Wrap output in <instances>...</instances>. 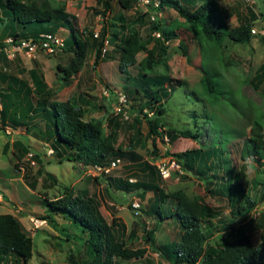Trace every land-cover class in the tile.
<instances>
[{"label":"rangeland","instance_id":"obj_1","mask_svg":"<svg viewBox=\"0 0 264 264\" xmlns=\"http://www.w3.org/2000/svg\"><path fill=\"white\" fill-rule=\"evenodd\" d=\"M47 1L53 9L65 5V10L70 14L75 30L88 42H91L93 37L100 36L102 25L108 31L107 37L117 30L128 32L131 27L139 31L143 40L149 34L160 36L152 28L154 20L152 14L155 15V12L152 11L151 4H140L136 1L132 7L126 8L119 3V0H111V12L102 15L101 10L104 7L101 3L97 4L95 0ZM217 1L224 9L236 7L242 14L248 11L250 4L253 5V9L262 10L264 8V0H253L250 3L245 0ZM156 15L163 26L169 25L174 18L182 19L174 8L160 11ZM227 24L229 26L237 24L234 13L227 18ZM122 26L128 27L124 29ZM177 31L179 32L178 37H173L165 42L166 54L164 58L169 65V77L173 78L174 83L179 81L184 87L178 85L174 89L171 99L165 104L167 114L164 120L167 127L192 130L196 129L193 124L195 121L201 123L204 120L202 133L198 141L181 136L176 139L177 141L172 142H168L165 137L163 140L156 139V156L151 152L153 149L151 140L144 145L136 146L134 151L142 155L144 159H151V162L156 165L161 159H169L171 152L197 148L200 145L221 147L220 157L214 158V160L221 159L219 165L220 168H223L220 169L221 175L225 173L226 168H235L241 174L242 181L246 183L249 193L258 202L252 212L250 211L247 215L236 212L229 203L228 197L215 196L207 192L204 179L209 176L210 171H208V175L202 173L201 175L178 163V166L172 167V172L168 177L162 176L156 180V183L163 193H170L179 189L190 197H196L198 200L206 202L221 212L222 219L224 217L225 221L233 220L236 226L245 224L246 219L256 218L247 232L252 241L258 243L262 229L257 221H259L258 216L262 212L264 213V202L260 192L264 190V186L261 182L258 187L252 188L251 181L257 174L263 178L264 164H257L250 159L243 160L240 157L243 141L235 138H233L234 141L229 140L225 130L230 126L240 131L244 130L252 121L254 112L264 111V80L258 82L253 79L256 70L258 71L259 66L264 63V37L262 34L254 33L248 43L239 44L230 40L225 41L227 46L218 55L220 60L214 61V64L221 74L223 86L227 89L225 96H227L225 100L214 99L213 102H210L208 99L197 101L195 98L193 100L192 97L185 96L187 90L190 92L197 89V81L201 74L197 67L202 63V51L199 49L194 53L192 52L193 64H190L183 55L179 39L182 38L188 45L192 44L194 39L191 33L183 27H179ZM56 33L57 36L66 40L71 30L62 26ZM4 34L3 27L0 26V41H4L9 36ZM157 36L156 38H158ZM159 39L162 41L161 38ZM154 43L156 41L152 40L148 44L151 46ZM115 45L116 43L104 42L98 63H96L95 58V47L89 45L85 63L76 73L71 75L70 84L64 85L58 78L63 75V71H60L57 65H68L72 61V51L62 48L53 53H48L45 49L38 48L34 55L29 56L24 52H18V50L13 52L12 50L11 53L14 54L7 56L11 58V61L4 66L10 77L4 80L0 78V93L12 92L13 86V88L19 89L20 97H22L24 89L32 87L30 70L36 68L43 75L47 85L55 91L53 96L55 99H66L68 96L78 93L90 97L91 101L86 105L85 119L99 117L103 123L104 132L109 131L113 124L112 120L113 122H120L118 143L127 150L130 146L129 136L131 133L137 129L141 138H144L148 129L146 117L140 113L139 108L144 101L142 99L144 87L138 83V79L136 82L139 71L137 64L129 67L130 75L135 80L133 78L128 79L127 75L119 70L120 58ZM144 54L145 51H141L136 55L138 61L142 59ZM161 69L162 67L159 66L158 72ZM135 85L140 86L141 91L139 93L134 92ZM9 94L10 96L6 100L8 103L13 101V105L9 111V116L5 119L2 115L3 102L0 96V213H13L15 218L21 222L24 233L31 238L33 253L28 264H69L72 257L82 261H88L91 258L92 253L88 249L86 235L80 233L74 224L69 223L67 219L56 217L55 221L58 223L56 226L45 219L47 208L44 199L46 197L49 199L61 197L64 190L69 187L74 191H86L88 195H93L97 199L100 212L107 222L111 223L112 218L117 217L125 223L124 240L126 246L131 248L145 247V254L141 258L123 259L116 257V264H174L162 259L155 247L159 243L179 239L181 227L175 216L160 219L155 213L150 212L149 198H154L152 190H147L143 198L137 191L128 193L124 190H115L107 184L109 178L119 176L134 181L146 175L148 170L143 171L138 163L131 162L119 150L110 155L112 158L120 156L121 161L117 168L101 176L94 175L91 170L89 172L88 167L64 156L60 162L48 145L50 143L46 140L43 122L35 119L36 121L29 123L30 129H28L24 125L25 117H22V110L20 109L23 102L12 93ZM122 94H124L125 108L118 109L122 101ZM230 97L236 100L240 108L242 107L245 116H242L238 109L231 105ZM15 104H17V113L14 112ZM143 111H147V109L144 108ZM192 111L196 115L198 113L195 121V114ZM123 112H126L129 118L126 119ZM147 112L150 113L151 111ZM204 112L213 118L209 120ZM10 116H16L19 124L12 125L9 122ZM134 118L139 119V122L135 128L128 127L127 123L133 122ZM210 125L213 129L210 128ZM248 130L247 128L246 131ZM20 142L27 147V152L20 148L18 144ZM152 156L155 158L154 160L151 158ZM209 187H213V184H210ZM135 201L138 202V207L133 205ZM166 212L168 211L166 210ZM261 218V222H264V216ZM226 230H221V232L216 230L208 243L214 244L217 242L216 240H220V236L224 237ZM147 231H150L152 241L145 238ZM7 262L15 264L14 256L9 257Z\"/></svg>","mask_w":264,"mask_h":264},{"label":"trees","instance_id":"obj_2","mask_svg":"<svg viewBox=\"0 0 264 264\" xmlns=\"http://www.w3.org/2000/svg\"><path fill=\"white\" fill-rule=\"evenodd\" d=\"M95 2L103 5L102 15L111 12V0H95ZM135 2L136 0H119V3L126 8L132 7ZM158 4V6L151 4L152 11L158 13L174 8L182 17L181 20L174 18L169 25L163 26L155 15L152 28L160 34L159 37L156 34L158 38L155 34H149L143 40L139 31L133 27L129 28L128 32L117 30L107 37L108 31L102 25L100 36L93 37V40L88 42L75 30L71 16L65 10V5L53 9L47 0H0V26L3 27L4 35L8 34L13 37L12 43H16L22 38L37 37L42 32L56 34L62 26L71 30L68 38L63 40L61 49L72 51V61L68 65H57L59 70L63 71V75L58 77L63 85L70 84L71 75L85 63L89 45L95 47V58L98 63L104 42L116 43V51L120 58L119 70L126 74L128 79L135 80L130 75L129 67L138 65L136 82L138 79V83L144 87V91H142L144 101L139 108L140 113L146 117L148 129L144 138H141L139 131L135 129L129 136L130 146L127 150L118 143L120 122L112 120L113 124L109 131L104 132L103 123L99 117L85 119L86 105L91 101L90 97L78 93L70 95L66 99H55L53 97L55 91L47 85L43 75L36 68L30 70L32 87L24 89L22 97H20L19 89L13 88V86L12 92L9 93L17 96L23 102L20 109L22 117H25L24 125L28 129H30L29 123L35 119L43 122L46 140L50 143L48 145L60 162L64 156L84 167L95 163L108 165L110 161L120 157L119 155L110 157L111 154L116 153V150H119L131 162L138 163L143 171L148 170L146 175L134 181L119 176L109 178L107 184L115 190H124L128 193L137 191L143 198L147 190H152L154 198H149L150 212L155 213L160 219L175 216L181 227V234L179 239L159 243L155 247L162 259L174 264H264V222H261V217L264 216L263 212L260 213L259 221H257L262 229L261 241L254 243L247 230L256 218L246 219L245 224L236 226L231 221L225 222L221 212L214 207L196 197H190L182 190L176 189L170 193H163L156 183V180L162 177L159 168L151 162V159H144L142 155L134 151L136 146L144 145L151 140L153 144L151 152L156 156V139L163 140L164 136H167L169 142H172L181 136L198 141L204 126V120L201 123L195 121L198 113L196 115L194 111L192 112L195 114L193 123L196 127L195 130L166 126L164 119L167 107L165 104L171 99L174 89L178 85L184 86L179 81L174 83L173 78L168 75L169 65L164 58L166 54L165 42L173 37H178L177 29L183 27L191 33L194 39L190 45L186 44L182 38L179 39L185 59L193 64L192 52L199 49L202 51V63L197 67L201 72L196 85L197 89L190 92L187 90L185 96L192 97L193 100L195 98L197 101L200 99H208L210 102H213L214 99L225 100L227 89L223 86L221 74L214 61L220 60L218 55L226 48V40L244 44L252 39L251 29L257 22L258 14L264 16V8L257 10L250 5L248 11L242 14L236 7L224 9L217 0H158ZM233 13L236 15L237 24L229 26L227 18ZM122 27L126 29L128 26ZM152 40H155L156 43L149 46L148 43ZM7 44L8 42L0 41V47ZM141 51H145V54L138 61L136 55ZM0 58V78L4 80L10 77L4 66L11 61V58L7 57L4 51L0 52ZM159 66L162 67L160 72H158ZM253 79L258 82L264 80V63L259 66L258 71L256 70ZM140 89V86L135 85L134 92L139 93ZM9 93H0L4 119L9 116L13 105V101L8 103L6 100L10 96ZM230 103L238 109L242 116H245V112L236 100L230 97ZM14 107V112L17 113V104ZM123 107L125 108V106ZM144 108L151 111V114L143 111ZM254 113L252 121L244 130L240 131L230 126L226 128L225 132L229 140L234 141L233 138H235L243 141L240 150V157L243 160L250 159L257 164H264V111ZM204 114L209 120L213 118L207 112ZM137 118H134V123H127V126L135 128L139 122ZM9 122L14 126L19 124L16 116H10ZM210 128L213 129L212 125ZM247 128L248 131H246ZM18 144L24 152H27L26 146L21 142ZM221 153V147L212 145L207 147L200 145L197 148L171 152L178 163L189 170L198 172V174H207L208 171L219 168L221 159L213 160L211 167H208L206 161L212 157L217 159ZM151 158L155 159L153 156ZM203 162H205V168H202L204 167L202 166ZM227 173L221 176L214 172L204 179L207 192L215 196L228 197L229 203L236 212L249 213L258 203L257 200L249 193L242 181L241 174L235 168L227 170ZM260 176V174L255 176L254 186L261 182L264 186V176L263 178ZM212 178L221 179L223 182H218V186L214 187L217 182ZM210 184H213V187H209ZM260 195L264 202V190L260 192ZM44 204L47 208L45 219L48 222L57 226L56 217L67 219L69 223L79 229L80 233L86 235L87 246L92 253L91 258L88 261H82L72 257L69 264H116V257L137 259L145 254V247L126 246L125 223L117 217H113L111 223L107 222L100 212L97 199L93 195H88L86 191H74L69 187L64 190L61 197L55 199L46 197ZM216 222H222L223 225H216ZM21 225L13 213H0V264H12L7 262L11 256H14L15 264H28L33 253V245L31 238L24 233ZM216 230L217 232H221V230L227 232L224 237L220 236V240H216L217 242L214 244L208 243ZM145 238L148 241L153 240L150 231L146 232Z\"/></svg>","mask_w":264,"mask_h":264},{"label":"built area","instance_id":"obj_3","mask_svg":"<svg viewBox=\"0 0 264 264\" xmlns=\"http://www.w3.org/2000/svg\"><path fill=\"white\" fill-rule=\"evenodd\" d=\"M137 3L140 4H154L156 6H158V0H136ZM247 3L252 2L253 0H245ZM153 18H154V14H152ZM252 33H260V34H264V16L261 14H258L257 16V24H254V26L251 29ZM58 34H53V33H46V32H42L41 34H39L37 37L34 38H22L20 39V41H17L16 43H12L13 41V37L12 36H8L7 39L4 40L5 43L8 42L7 45L0 47V52L4 51L6 53L7 56H11L12 54H14L13 52L18 50V52H24L29 56L34 55V52L36 49L38 48H43L46 50V52L48 53H53L57 50H60L62 45H63V38L57 36ZM13 50V52L11 53V51ZM1 61V58H0ZM123 95H121V103L118 106V109H122L124 106V102H123ZM122 107V108H121ZM126 115V119L129 118V115L126 112H123ZM151 114V112H150ZM167 140V139H166ZM121 161L120 157H117L115 159H113L112 161H110V163L108 165H101L98 163L89 165L88 169L89 172L91 170V173H93L94 175H105L107 173H110L112 170H114L115 168H117V165H119ZM159 162V161H158ZM156 163V167L159 168L160 172H161V176L163 177H168L171 172H172V167L173 166H178V163L176 161V159L171 155L169 157V159L167 160H163L161 159L159 163ZM130 181L133 179H129ZM133 205L138 207L139 204L137 201L133 202Z\"/></svg>","mask_w":264,"mask_h":264},{"label":"crops","instance_id":"obj_4","mask_svg":"<svg viewBox=\"0 0 264 264\" xmlns=\"http://www.w3.org/2000/svg\"><path fill=\"white\" fill-rule=\"evenodd\" d=\"M177 139V138H176ZM174 140V141H177V140ZM214 158L215 157H212V158H209L208 159V161H207V165H209L208 167H211L210 165H211V162L214 160ZM205 165V162H203V166ZM205 167V166H204ZM230 167H232V166H230ZM220 169H223V168H215L213 171H210L211 173L209 174V175H212V173H218V175H221L222 173L220 172ZM230 168H226V170H225V173L224 174H228L227 173V170H229ZM232 169V168H231ZM209 173V172H208ZM223 174V175H224ZM208 175V174H207ZM223 175H221V176H223ZM255 178V177H254ZM254 178H253V180H254ZM214 181H216L217 183H215L214 184V186H218V182H220L221 181V179H218V180H216V179H214V178H212ZM253 180L251 181V185H252V188L253 187H258V185L257 186H254L253 184H254V182H253ZM245 183V182H244ZM246 184V183H245ZM252 212V211H251ZM247 215V214H246ZM223 219H224V217H223ZM225 220V219H224ZM226 221H231V222H233V220H226ZM225 221V222H226ZM217 223V222H216ZM218 224H222L223 225V223L222 222H218L216 225H218ZM235 224V223H234ZM215 225V226H216ZM260 241H261V239H260Z\"/></svg>","mask_w":264,"mask_h":264},{"label":"clouds","instance_id":"obj_5","mask_svg":"<svg viewBox=\"0 0 264 264\" xmlns=\"http://www.w3.org/2000/svg\"><path fill=\"white\" fill-rule=\"evenodd\" d=\"M250 5L253 6L252 4H250ZM254 9H255V8H254ZM158 13H159V12H158ZM158 13L155 12V15L158 14ZM156 16H157V15H156ZM255 24H257V22H256ZM253 34H254V33H253ZM259 34H260V33H259ZM262 35H263V34H262ZM164 137H165V139H167V141L169 142L168 137H167V136H164ZM171 155H172V154H171ZM171 155H170V156H171ZM172 156H173V155H172ZM173 157L175 158V156H173ZM175 159H176V158H175ZM176 161H177V160H176ZM177 163H178V162H177ZM131 181H132V180H131Z\"/></svg>","mask_w":264,"mask_h":264}]
</instances>
